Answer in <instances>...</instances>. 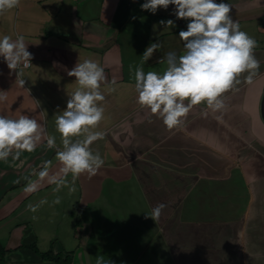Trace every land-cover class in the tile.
<instances>
[{
    "label": "crops",
    "instance_id": "obj_1",
    "mask_svg": "<svg viewBox=\"0 0 264 264\" xmlns=\"http://www.w3.org/2000/svg\"><path fill=\"white\" fill-rule=\"evenodd\" d=\"M144 2L20 0L0 15V36H24L33 54L32 65L19 69L24 87L0 57V92L7 95L0 114L35 118L62 149L55 119L78 87L68 72L92 59L107 78L96 129L105 137L91 145L105 161L96 175L69 174L59 192L45 180L28 194L23 177L36 179L49 160L56 173L57 149L42 141L18 160H0V264H52L22 248L31 244L70 255L72 264H264V0H225L257 42L259 71L251 81L241 74L221 96L222 109L193 106L173 130L136 102L134 73L152 42L161 47L143 63L145 72L162 73L170 51L183 54L178 34L188 21L170 15L174 6L152 14L141 9ZM162 19L176 27L164 28ZM41 200L47 203L35 213L27 209ZM159 203L166 205L160 218H145Z\"/></svg>",
    "mask_w": 264,
    "mask_h": 264
},
{
    "label": "clouds",
    "instance_id": "obj_2",
    "mask_svg": "<svg viewBox=\"0 0 264 264\" xmlns=\"http://www.w3.org/2000/svg\"><path fill=\"white\" fill-rule=\"evenodd\" d=\"M19 4L20 0H0V15ZM170 5L174 6L170 15L175 20L188 21L186 30L181 29L178 34L185 52L167 53L162 73L145 72L143 63L161 47L158 41L150 43L142 54L141 64L135 68L134 86L141 108L148 109L168 130H173L183 125L193 106L205 104L212 112L222 109L221 96L239 83L241 74L250 73L251 81V76L259 71L260 61L254 53L256 40L241 30L232 17V6L225 0H145L141 9L156 14L159 9L168 10ZM175 20L162 19L158 23L172 29L176 27ZM0 57L10 72H16L18 85L24 87L25 79L19 69L29 68L33 59L24 36L15 39L7 34L0 36ZM68 75L75 77L78 87L69 95L66 109L55 119L62 149L57 147L56 136L48 134L35 118L0 114V160L6 161L9 156L18 160L23 152H34L42 141H46L48 149H57L55 158L61 167L56 173L50 174L49 160L33 173L36 179L23 177L27 181L24 191L28 194L39 191L45 180L56 186L54 192H59L69 186V174L73 180L84 173L94 176L105 163L100 153L91 148L95 141L105 137V132L96 130L105 113L102 104L105 95L101 90L107 79L105 69L97 61L85 59ZM6 100L7 95L0 92V101ZM69 191H75L74 186ZM60 202L59 196L53 201ZM45 203L46 200H41L29 204L27 209L35 213ZM165 207L163 203L157 204L145 218L158 220Z\"/></svg>",
    "mask_w": 264,
    "mask_h": 264
},
{
    "label": "trees",
    "instance_id": "obj_3",
    "mask_svg": "<svg viewBox=\"0 0 264 264\" xmlns=\"http://www.w3.org/2000/svg\"><path fill=\"white\" fill-rule=\"evenodd\" d=\"M22 248L30 249L37 253L43 261L54 262L55 264H72L73 260L70 255L62 256L61 254H53L51 252L43 253L40 252L35 244L28 246H22ZM6 251L5 248L0 244V258L4 257Z\"/></svg>",
    "mask_w": 264,
    "mask_h": 264
},
{
    "label": "water",
    "instance_id": "obj_4",
    "mask_svg": "<svg viewBox=\"0 0 264 264\" xmlns=\"http://www.w3.org/2000/svg\"><path fill=\"white\" fill-rule=\"evenodd\" d=\"M261 114L264 119V96H263L262 103H261Z\"/></svg>",
    "mask_w": 264,
    "mask_h": 264
},
{
    "label": "rangeland",
    "instance_id": "obj_5",
    "mask_svg": "<svg viewBox=\"0 0 264 264\" xmlns=\"http://www.w3.org/2000/svg\"><path fill=\"white\" fill-rule=\"evenodd\" d=\"M169 170V169H168ZM169 174L171 173V171L170 172H168ZM54 262H52V264H53Z\"/></svg>",
    "mask_w": 264,
    "mask_h": 264
},
{
    "label": "built area",
    "instance_id": "obj_6",
    "mask_svg": "<svg viewBox=\"0 0 264 264\" xmlns=\"http://www.w3.org/2000/svg\"><path fill=\"white\" fill-rule=\"evenodd\" d=\"M21 68H23V67L21 66Z\"/></svg>",
    "mask_w": 264,
    "mask_h": 264
}]
</instances>
